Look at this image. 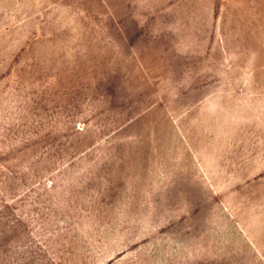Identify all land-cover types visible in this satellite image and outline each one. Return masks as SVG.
I'll list each match as a JSON object with an SVG mask.
<instances>
[{"label":"rangeland","instance_id":"obj_1","mask_svg":"<svg viewBox=\"0 0 264 264\" xmlns=\"http://www.w3.org/2000/svg\"><path fill=\"white\" fill-rule=\"evenodd\" d=\"M0 264H264V0H0Z\"/></svg>","mask_w":264,"mask_h":264}]
</instances>
